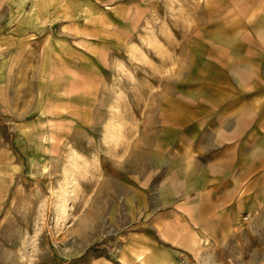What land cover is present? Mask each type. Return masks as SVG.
<instances>
[{
	"label": "rangeland",
	"instance_id": "rangeland-1",
	"mask_svg": "<svg viewBox=\"0 0 264 264\" xmlns=\"http://www.w3.org/2000/svg\"><path fill=\"white\" fill-rule=\"evenodd\" d=\"M19 2L0 0V30ZM65 5L50 14L66 11L72 27H88L83 35L36 12L28 27L45 18L51 40L10 58L0 43V73L10 77L0 78V264L114 263L129 232L152 231L163 167L206 145L210 116L244 106L255 119L264 104V0ZM55 36L66 46L55 48ZM118 121L122 135L107 141ZM172 184L163 197L176 195ZM258 210L249 264H264Z\"/></svg>",
	"mask_w": 264,
	"mask_h": 264
},
{
	"label": "crops",
	"instance_id": "crops-1",
	"mask_svg": "<svg viewBox=\"0 0 264 264\" xmlns=\"http://www.w3.org/2000/svg\"><path fill=\"white\" fill-rule=\"evenodd\" d=\"M28 1L10 3L6 9L0 43L9 49L7 58L20 56L25 47L39 45V39L53 38L52 28L40 27L45 18L37 20L38 28L28 27L26 19L36 12L47 16L50 23L59 21L63 29L75 28L78 35L88 29L78 23L72 27V16H67L66 11L50 14V8H61L68 0H31V13L26 11ZM98 23L95 21L92 29L95 24L98 28ZM27 32L31 39L25 36ZM55 37V48L66 46L65 36ZM8 74L4 68L0 78H10ZM112 108L117 109L118 104ZM252 110L243 106L237 109L239 114L230 110L223 117L210 116L208 122L215 124L207 131L210 138L206 145L193 151L191 159L178 154L176 168L163 167L159 181L162 198L150 215L152 231L129 232L117 248L112 264H249V232L256 223L258 209L264 207V104L257 107L255 119H245L243 114ZM119 123L107 124V141L122 135ZM223 124L224 129L216 127ZM62 136L60 133L59 137ZM137 156L136 152L129 160L131 165ZM80 157L88 160L84 155ZM174 181L176 195L163 197ZM103 258L106 259L100 257Z\"/></svg>",
	"mask_w": 264,
	"mask_h": 264
},
{
	"label": "bare ground",
	"instance_id": "bare-ground-1",
	"mask_svg": "<svg viewBox=\"0 0 264 264\" xmlns=\"http://www.w3.org/2000/svg\"><path fill=\"white\" fill-rule=\"evenodd\" d=\"M75 180H76V178H75ZM64 207L65 208H63L62 210H61V215H62V217H63V219L65 220L67 217H68V210H67V205H64Z\"/></svg>",
	"mask_w": 264,
	"mask_h": 264
}]
</instances>
